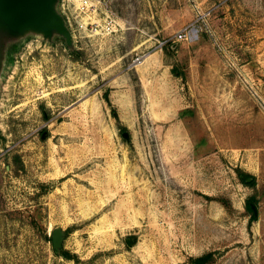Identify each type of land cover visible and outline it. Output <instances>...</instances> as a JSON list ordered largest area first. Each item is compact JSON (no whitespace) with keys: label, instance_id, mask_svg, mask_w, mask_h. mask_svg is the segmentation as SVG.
Returning <instances> with one entry per match:
<instances>
[{"label":"rangeland","instance_id":"obj_1","mask_svg":"<svg viewBox=\"0 0 264 264\" xmlns=\"http://www.w3.org/2000/svg\"><path fill=\"white\" fill-rule=\"evenodd\" d=\"M79 2L0 79V264H264V0Z\"/></svg>","mask_w":264,"mask_h":264},{"label":"water","instance_id":"obj_2","mask_svg":"<svg viewBox=\"0 0 264 264\" xmlns=\"http://www.w3.org/2000/svg\"><path fill=\"white\" fill-rule=\"evenodd\" d=\"M60 0H0V79L7 65V44L34 36L52 43L56 37L65 40L67 47H75L74 35L68 26L66 18L59 9ZM175 46H173L174 48ZM43 133L42 138L46 137ZM123 138L130 143L128 132ZM252 182V178L247 180ZM255 216L257 211L252 205ZM65 233L57 228L52 233V246L56 253L63 250ZM131 244V241L128 240Z\"/></svg>","mask_w":264,"mask_h":264},{"label":"built area","instance_id":"obj_3","mask_svg":"<svg viewBox=\"0 0 264 264\" xmlns=\"http://www.w3.org/2000/svg\"><path fill=\"white\" fill-rule=\"evenodd\" d=\"M97 11H98V4L93 2V0H80L79 5L75 10V13H71L72 18L74 20V23L77 27V30L87 29L88 26H91V29L93 31L97 32L99 25L97 24V22L92 20V16H95ZM81 14H84L87 17V20H85V18L79 19L78 17H80ZM108 19H110V21H108L106 23L105 28L110 30L111 25L113 23V20L111 19L110 16H107V20ZM66 21L68 23V26H71V27L73 26L71 19L69 17L66 18ZM192 36L193 35L191 32L184 31V32H181L180 34L177 35V39L178 40H183V39L189 40L192 38ZM172 42L173 41H171V40H166V41L160 42L159 48L162 49V48L166 47L167 45L171 44Z\"/></svg>","mask_w":264,"mask_h":264},{"label":"trees","instance_id":"obj_4","mask_svg":"<svg viewBox=\"0 0 264 264\" xmlns=\"http://www.w3.org/2000/svg\"><path fill=\"white\" fill-rule=\"evenodd\" d=\"M18 43L14 44L11 46V49L9 51V57H8V62H10L11 60V53L14 49H16ZM173 45L171 44L169 46L170 49H173ZM106 101L108 102L109 105H111V101L109 99V96L106 95L105 96ZM114 116L116 117L117 120L118 116L116 115V112L113 110ZM124 131H126V129H124ZM237 174L239 175V177L241 178L242 182L247 185V186H251L254 187L255 186V180L253 178L252 182L248 183L247 179H249L251 176L245 172H243L240 169H237ZM257 199L255 197H251L250 200H248L247 204H246V208L251 212V221L256 220V216L253 210L252 205L257 206ZM61 256L63 258H65L66 260H75V256L73 254H71V252L67 251V250H63ZM191 264H212L215 261V252H209L206 253L202 256L196 257V258H192L191 260Z\"/></svg>","mask_w":264,"mask_h":264},{"label":"flooded vegetation","instance_id":"obj_5","mask_svg":"<svg viewBox=\"0 0 264 264\" xmlns=\"http://www.w3.org/2000/svg\"><path fill=\"white\" fill-rule=\"evenodd\" d=\"M14 44H16V43L7 44V46L5 48V50L7 52V61H8V57H9V54L8 53H9V51L11 49V46L14 45ZM7 63H9V62H7Z\"/></svg>","mask_w":264,"mask_h":264},{"label":"crops","instance_id":"obj_6","mask_svg":"<svg viewBox=\"0 0 264 264\" xmlns=\"http://www.w3.org/2000/svg\"><path fill=\"white\" fill-rule=\"evenodd\" d=\"M184 131H185V133H186L187 130H184Z\"/></svg>","mask_w":264,"mask_h":264}]
</instances>
